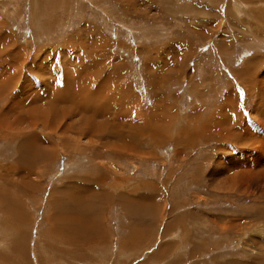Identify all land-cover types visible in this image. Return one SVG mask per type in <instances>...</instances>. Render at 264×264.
Masks as SVG:
<instances>
[{"label": "rangeland", "instance_id": "obj_1", "mask_svg": "<svg viewBox=\"0 0 264 264\" xmlns=\"http://www.w3.org/2000/svg\"><path fill=\"white\" fill-rule=\"evenodd\" d=\"M253 3L232 0L227 12L236 25L224 26L229 39L223 44L229 45L224 59L218 55L227 62L220 67L217 35L199 39L187 27L190 3L0 0V264H121L124 252L118 245L112 252L119 212L115 226L106 212L111 243L100 248L91 219L101 210L99 197L83 195L85 187H76L79 196L67 188L71 181L85 184L90 175L114 181L108 182L114 192L127 185L136 190L149 178L145 186L158 200L147 211L161 206L164 236L182 227L186 212L169 219L173 212L194 211L189 216L200 220L192 222L199 243L193 256L208 253L202 230L228 238V247L212 246L210 264H222L225 254L232 255L226 260L264 264V58L255 56L264 51V1ZM180 39L188 40L184 57L181 49L178 55L170 51ZM244 60L257 65L240 80L231 68ZM77 85L85 90L76 92ZM224 86L238 90L249 119L228 112L231 107H223L219 119L192 117L193 109L202 113L196 104L207 115L223 97L233 106ZM87 90L94 104L78 102ZM117 194H108L111 210L119 204ZM139 211L131 206L125 212L137 218Z\"/></svg>", "mask_w": 264, "mask_h": 264}, {"label": "crops", "instance_id": "obj_2", "mask_svg": "<svg viewBox=\"0 0 264 264\" xmlns=\"http://www.w3.org/2000/svg\"><path fill=\"white\" fill-rule=\"evenodd\" d=\"M173 1H176L177 3H181V5L184 3H190L192 5V9H191L192 12L190 13L188 17H186V19H187V27L191 31L198 33V34H194V36H197L200 39L199 36L203 35L204 39H207V38L209 39L211 36L217 35L218 40H219L217 48H220V49H219V53L218 54L215 53V54L218 57L217 63H220V67H223L222 61H224V64H226L227 62L225 60L221 61L220 57L223 59L225 58L223 57L224 55L226 56V52H227L225 47L226 45H229V44H225V45L223 44V42L228 43L227 41L229 39L225 34V31L227 30L224 28V26H227V24L229 23L230 25L231 24L236 25L235 24L236 20L232 18L230 14L227 12L228 10L229 11L233 10L231 6L232 0H213V1L211 0H173ZM246 1L249 2L250 0H246ZM253 2L254 0H251L252 5L254 4ZM239 19H241V16L239 17ZM190 39L191 41L195 40L194 37H190ZM187 41H188L187 39L178 40L177 44L173 45L174 46L173 50H170V51L173 52L175 50L176 55H178V51L181 49L179 54L181 57H184L186 51L189 48ZM192 50L193 48L191 47V51ZM214 50L216 49L214 48ZM255 56H257L258 61H259V57L260 58L262 57L263 59L264 51L256 52ZM249 62H250L249 60L247 61L244 60V62H242V64L238 66L237 68L235 66L231 68V69H234V71H237L235 74L236 75L235 77L237 79L238 78L240 80L246 79L245 73H247L248 71L252 72L254 67L257 65L254 63L252 66ZM176 63L177 61L175 60L172 64H170L172 65L171 67L175 66ZM246 65H248V67ZM241 66L243 68H241ZM222 72L224 73L225 70H223ZM79 73L83 74V71H80ZM51 74L56 75V72L51 73ZM145 75L146 74H144V77H143L144 83H146ZM228 79H231V78H228ZM130 88L136 93V95H138V91L135 90V87L131 82H130ZM224 88H225V91L232 93V96L234 99V106H231L229 104L227 105L226 100L223 97L221 100L222 101L221 104H219V106L221 107H219L218 109L214 107V109L212 110L213 112L210 110L208 113L209 115L208 116L207 109L205 111L202 109V108L205 109L204 105L194 104L197 110L199 112H202L203 114L206 113V116L201 115L202 113L196 114L195 110L193 109L191 112L192 117H199V118L203 117L205 118V120L212 119L213 117L214 119L216 118L219 119V117H222V115L226 114L225 112L221 113L220 110L224 107V109L228 111L229 106H230L231 110H229L228 112L235 113L236 116H240L242 118L244 117V119H246V117L248 118L246 110H244L245 108L243 109L244 106L242 107L243 100H242V96L238 93V90H236V88L232 90V87H231V90L229 91V88H226L225 86ZM256 115L257 114H255V116ZM233 119H234V116H232V120ZM250 130L251 132L253 131L252 129ZM236 131L238 130L236 129ZM254 136L256 135L254 134ZM110 166L112 167L113 165H110ZM90 176L91 177L86 178L87 179L86 182L81 181L85 184H82V183L78 184V183H75V181H71V184L67 185V188L75 192L76 190H78L76 189V187L78 186L85 187L86 189L84 193L85 196L99 197L98 201L101 202L100 204L101 210L100 209L97 210V215H98L97 218L91 217V219L94 220L93 222L97 224V229L99 230L97 232L98 236L96 239H97V242L100 248L106 247L107 244L109 245L111 243L110 238H109L110 226H108V223H106L105 221V217L108 218V215L106 214V212L108 213L109 212L108 209H110L109 215L110 217L113 218L111 219L110 223L113 224L114 226L116 225V222H117L114 215L117 217L116 212H119L121 219L119 221L118 227L120 228V230L117 229L118 232L116 233H118L119 235H118L117 242L114 244L112 248V252L116 250L117 245H118L117 249L119 250V252H124V254L120 253V256L124 258V259L122 258L123 262L121 264H132L134 262H135L134 264H136L137 262H138L137 264H142V263L144 264H210L209 252H211L212 246H217L220 248V250H221V246L228 247L226 243L228 239L227 237L220 236L214 232L207 233L201 230V232H199V235H201V242L206 243V245L203 248L207 249L208 253H206V250H202V251L195 253L193 256L194 250L199 249L198 248L199 243L198 244L196 243L198 242L197 238L195 237L193 238L194 232L197 233L198 231L197 229H194V230L192 229V226L194 225L192 222L194 221L193 220L194 218L197 220H200V217L192 218V216H189V214L195 215L194 214L195 212L194 211L190 212L189 209L186 211H180V213L173 212L172 214L174 215L170 216V218L169 216H167V219L168 218L173 219L176 217L179 218L181 214L186 212L185 216H181V218H179V221L181 222L180 226L182 227L179 228L178 232H175L174 234L169 233L171 235L164 236L163 234L166 232H161V230L165 222L159 221V219L162 217L161 206L151 207L150 209L151 211L150 210L147 211V209L151 206V204H153L154 202L153 200L154 199L158 200L157 196H155L151 192V190L147 189L145 186L146 184L145 181L146 180L148 181L149 178H145L144 181H138L136 185L139 187L136 190L135 189L132 190L131 188H129V186L127 185L125 181H115V183H121V185H123L124 183L127 185V187L123 186L121 188H118L116 192H114L111 186L108 185V182L109 183L113 182L114 184V181H111V182L105 181V179L104 180L102 179V181H99L97 178H99L100 175L99 177L97 175L96 177L94 175H90ZM101 178H103V175L101 176ZM78 179L81 180V178H78ZM37 183L39 185L41 182L38 181ZM56 184H57L56 185L57 187H60L64 184V181L57 182ZM38 185L36 184V187ZM91 185L92 187H95V188L91 189ZM36 187L34 189H37ZM154 191H155V187H154ZM115 193H120V194H117L118 195L117 197H119L118 198L119 204L118 206L113 207L111 210L110 205L113 204V202L111 198L108 196V194L111 196L112 195L116 196ZM76 194L78 195V193ZM101 196H104V197H101ZM148 203L149 204L151 203V204L149 205ZM131 206L133 207V209L140 210L139 213L135 214L137 218H131V217L129 218L127 213L125 212L126 208H130ZM130 210L132 209H129L127 211L129 212ZM92 227L93 225L89 226V228H92ZM156 232L158 235L156 234ZM189 232L191 234H188ZM143 233L147 235V238L144 241L139 240V238L145 237ZM158 236L159 238H157ZM148 246L150 247L142 251L144 248ZM146 254H150V257L147 258L145 256ZM111 255L113 257L115 255V252L112 253ZM230 256L232 255L225 254V260H221L222 264H247L245 263V261H243L244 258H241V257H239V259H236V260L235 259L226 260L227 257H230ZM138 257H141V258H138ZM111 259L112 258H110V260ZM248 260L251 262V264H259L251 259H248ZM112 262L113 260L108 263H112ZM218 263L220 264V260L218 261Z\"/></svg>", "mask_w": 264, "mask_h": 264}, {"label": "bare ground", "instance_id": "obj_3", "mask_svg": "<svg viewBox=\"0 0 264 264\" xmlns=\"http://www.w3.org/2000/svg\"><path fill=\"white\" fill-rule=\"evenodd\" d=\"M5 35H6V34H5ZM7 36H8V35H7ZM7 36H6V37H7ZM6 37H5V38H6ZM8 40H9V39H8ZM166 63H167V62H166ZM89 71H90V70H89ZM89 78H91V77H89ZM89 78H87V81H88ZM106 79H107V78H106ZM89 81H90V80H89ZM91 83H92V82H90V84H91ZM86 84H89V82L86 83ZM71 86H72V85H71ZM89 86H90V85H89ZM74 87H75V86H74ZM85 87H86V86H85ZM85 87L81 86V88H80L79 85H77L76 88H75V89H77L76 92H81V93H82V91L85 90ZM96 87H97V86H96ZM87 88H88V87H87ZM92 88L95 90L94 87H92ZM98 88H99V87H98ZM98 88H97V89H98ZM69 89H72V88H69ZM88 89H90V88H88ZM93 89H92V90H93ZM87 91H88V90H87ZM126 91H127V90H126ZM68 92H70V90H69ZM71 92H73V91L71 90ZM71 92H70V93H71ZM93 92H94V91H93ZM87 93H88V95H87V94H84V96H83L84 98L81 97V98H83L82 101L79 100L78 102L83 103V105H84V103H85L86 101H88V102H89V103L87 102L88 105H89V104H92L93 101L91 100V98H92V96H93V93L91 94V91H88ZM125 93H126V92H125ZM225 96H226V95H225ZM112 97H113V96H112ZM226 97H227V96H226ZM119 98H120V97H119ZM231 98H232V97H231ZM92 99H93V98H92ZM116 99H117V97H116ZM123 99H124V97H123ZM123 99H122V100H123ZM125 99H126V96H125ZM89 100H90V101H89ZM120 100H121V99H120ZM122 100H121V101H122ZM229 101H230V100L228 99V102H229ZM228 102H227V104H228ZM233 102H234V101H233ZM77 104H78V103H77ZM93 104H94V102H93ZM106 104H107V103H106ZM229 104H230V103H229ZM80 106H81V104H80ZM225 106H226V105H225ZM233 106H234V105H233ZM82 107H85V106H82ZM226 107H227V106H226ZM229 107H230V106H229ZM80 108H81V107H80ZM87 108L89 109L90 107L87 106ZM92 108H95V107H92ZM195 108H196V107H195ZM82 109H83V108H82ZM88 109H87V110H88ZM85 111H86V110H85ZM88 112H90V111H89V110L86 111V113H88ZM86 113H85V114H86ZM92 113H93V112H92ZM39 114H40V113H39ZM85 114H84V115H85ZM93 114H95V113H93ZM89 115H90V114H89ZM130 117H131V116H130ZM34 118H35V117H34ZM84 118H85V117H84ZM88 118H90V117H88ZM86 119H87V118H86ZM91 119H92V118H91ZM91 119H90V120H91ZM57 120H58V119H57ZM212 120H214V119H212ZM54 121H55V120H54ZM87 121H88V120H87ZM90 122H91V121H90ZM91 123H92V122H91ZM46 124H47V123H46ZM203 125H204V124H203ZM49 126H50V122H49ZM98 126H99V125H98ZM205 126H206V125H205ZM51 127H52V126H51ZM103 127H104V126H103ZM108 127H109V126H108ZM202 128H203V127H202ZM95 129H96V128H95ZM99 129H102V128H99ZM135 129L138 130V128H136V127H135ZM204 129H205V128H204ZM102 130H103V129H102ZM95 131H96V130H95ZM108 131H109V130H108ZM108 133L111 134L110 132H108ZM116 133H118V132H116ZM116 133H115V134H116ZM183 133L186 134V131L183 132ZM221 133H222V132H221ZM118 134H119V133H118ZM184 134H182V135H184ZM203 134H204V133H203ZM182 135H181V136H182ZM35 136H36V135H35ZM128 136H130V135H128ZM128 136L122 138V140H124V141L126 140V142H127V138H128ZM185 136H186V135H184V136H182V137H185ZM28 137H30V135H29ZM36 137H37V136H36ZM36 137H35V138H36ZM38 137H39V136H38ZM118 137H119V136H118ZM248 137H249V136H248ZM125 138H126V139H125ZM180 138H181V137H180ZM249 138H250V137H249ZM255 138H256V137H255ZM24 139H25V138H24ZM27 139H28V138H27ZM33 140H35V139H33ZM41 140H42V139H41ZM129 140H130V139H129ZM181 140H182V138H181ZM42 141H43V140H42ZM182 141H183V140H182ZM31 142H32V141H31ZM31 142H30V143H31ZM38 142H39V140H38ZM131 142H132V141H131ZM41 143H42V142H41ZM19 144H20V143H19ZM25 144H26V143H25ZM44 144H45V143H44ZM21 145H22V143H21ZM251 145H253V144L251 143ZM27 146H28V145H27ZM32 146H33V145H32ZM32 146H31V147H32ZM34 147H35V146H34ZM127 147H128V146H127ZM259 147H260V146H259ZM24 148H25V147H24ZM35 148H36V147H35ZM45 148H47V146H46ZM27 149H28V148H27ZM18 150H19V149H18ZM16 151H17V150H16ZM45 151H46V150H45ZM112 151H113V150H112ZM27 152H28V151H26V153H27ZM34 152H35V149H34ZM19 153H20V152H19ZM46 153H47V154H43L42 152L39 151V155H40L41 157H42V155H43L44 158L47 157V155L49 154V151L46 152ZM36 154H38V152H37ZM19 155H20V154H19ZM20 156H21V155H20ZM23 159H24L26 162H27V161H28V162H29V161H30V162L33 161V160L29 159V158H23ZM23 159H22V160H23ZM41 159H43V158H41ZM34 160H35V159H34ZM43 160H44V159H43ZM221 176H222V175H221ZM257 176H259V172H258ZM79 178H80V177H79ZM228 178H229V177H227V179H228ZM227 179H226V180H227ZM255 179H256L257 182H260V184L262 183V181H260V180H262V178L257 179V177H255ZM86 180H87V179H86ZM220 180L225 181L224 179H219L218 181H220ZM235 180H236V179H235ZM83 181H84V178H83ZM236 181H237V180H236ZM254 181H255V180H254ZM254 181H253V183H254ZM263 181H264V179H263ZM232 182H233V181H232ZM249 182H250V181H249ZM236 183H237V182H236ZM230 184H231V182H230ZM262 184H264V183H262ZM235 185H236V184H235ZM239 185H240V184H239ZM240 186H243V184L240 185ZM244 186H245V185H244ZM91 188H92V187H91ZM255 188H257V187H255ZM241 189H242V188H241ZM258 189H259V188H258ZM263 189H264V188H263ZM81 194H82V193H81ZM83 195H84V194H83ZM83 195H82V196H83ZM59 216L61 217V215H59ZM59 216H56V217H55L56 222L59 221ZM63 220H64V222L67 221V223H70V222H69L70 219H69L68 217H67V218H63ZM75 222H76V221H74V223H75ZM62 224H63L62 221H60V225H57V223H56V225H55L56 233H57L59 230L62 229V226H61ZM36 263H37V262H36Z\"/></svg>", "mask_w": 264, "mask_h": 264}]
</instances>
